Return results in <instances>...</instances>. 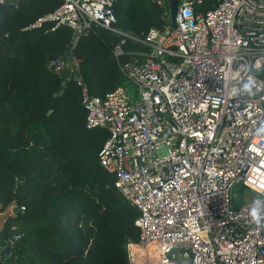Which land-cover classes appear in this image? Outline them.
Masks as SVG:
<instances>
[{
  "label": "built area",
  "instance_id": "1",
  "mask_svg": "<svg viewBox=\"0 0 264 264\" xmlns=\"http://www.w3.org/2000/svg\"><path fill=\"white\" fill-rule=\"evenodd\" d=\"M153 2L164 28L121 33L113 47L119 60L126 39L145 46L120 62L129 87L91 95L71 58L85 127L108 133L99 164L138 210L127 264H264V226L249 221L264 196V0H218L206 11L204 0H177L174 28L170 1ZM110 4L64 0L26 29L118 32ZM47 67L71 69L60 56Z\"/></svg>",
  "mask_w": 264,
  "mask_h": 264
},
{
  "label": "trees",
  "instance_id": "2",
  "mask_svg": "<svg viewBox=\"0 0 264 264\" xmlns=\"http://www.w3.org/2000/svg\"><path fill=\"white\" fill-rule=\"evenodd\" d=\"M217 1L197 8L206 11ZM63 2L0 4V213L14 204L0 226V264H127L125 245L139 237L138 210L99 164L108 133L85 127L71 69L57 75L47 67L68 51L74 31L47 23L26 29ZM110 8L119 33L90 25L68 52L88 93L101 99L130 86L120 62L145 48L126 39L116 59L121 33L142 38L165 25L153 0H111Z\"/></svg>",
  "mask_w": 264,
  "mask_h": 264
},
{
  "label": "water",
  "instance_id": "3",
  "mask_svg": "<svg viewBox=\"0 0 264 264\" xmlns=\"http://www.w3.org/2000/svg\"><path fill=\"white\" fill-rule=\"evenodd\" d=\"M170 1V21H171V26L174 28L175 27V21H174V17H175V12H176V6H177V0H169ZM7 3L9 4H16L17 0H6ZM78 36V31H74L72 40L69 44V48L68 51L64 54V58L67 60V62L69 63V65L71 66V71L73 72V74H76V70L74 68V66L72 65V59L71 57L68 55L69 50L71 49V47L73 46V42L75 40V38ZM14 207V204H10L4 212L0 213V217L2 219V221L5 220L7 215L12 214V209ZM2 224V222H1ZM1 226V225H0ZM8 252V247H5L4 252L2 253V255L6 254Z\"/></svg>",
  "mask_w": 264,
  "mask_h": 264
},
{
  "label": "clouds",
  "instance_id": "4",
  "mask_svg": "<svg viewBox=\"0 0 264 264\" xmlns=\"http://www.w3.org/2000/svg\"><path fill=\"white\" fill-rule=\"evenodd\" d=\"M245 87L248 88L249 86L246 85ZM261 205H264V196L256 197L251 202L249 205V221L264 226V208Z\"/></svg>",
  "mask_w": 264,
  "mask_h": 264
},
{
  "label": "rangeland",
  "instance_id": "5",
  "mask_svg": "<svg viewBox=\"0 0 264 264\" xmlns=\"http://www.w3.org/2000/svg\"><path fill=\"white\" fill-rule=\"evenodd\" d=\"M160 154H161V155L165 154V150H164V149H161V150H160ZM247 193H248L249 195H252V193H251L250 191H247ZM243 203H245V201H243ZM1 222H3V221H2V219H1V217H0V225H1Z\"/></svg>",
  "mask_w": 264,
  "mask_h": 264
}]
</instances>
